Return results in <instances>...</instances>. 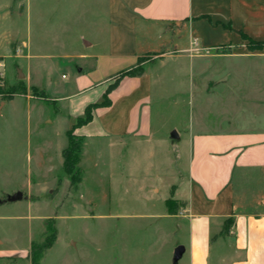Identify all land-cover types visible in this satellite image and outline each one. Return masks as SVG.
<instances>
[{
  "label": "crops",
  "instance_id": "obj_1",
  "mask_svg": "<svg viewBox=\"0 0 264 264\" xmlns=\"http://www.w3.org/2000/svg\"><path fill=\"white\" fill-rule=\"evenodd\" d=\"M61 2L58 11L66 14V0ZM45 3L39 6L33 38L31 6L25 8L23 0H0L1 72L5 60H23L24 78L12 84L20 81L39 88L37 78H49L60 66L55 60L68 59L67 53L59 52L69 44L77 47L79 58L96 61V72L102 62L129 72L141 66L145 56L158 54L142 65L141 75L121 77L108 94L110 105L96 108L92 121L75 129L81 138L108 140L124 150L129 148L128 141L141 149L158 139L146 106L150 100V91L144 90L146 72H173L174 76L192 72L199 77L203 92L220 98V119L212 121L202 115L188 132H177V139L171 137L176 158L187 162V176L183 183L171 185L170 193L185 207L176 215L166 212L164 216L177 222L179 232H186V240L177 245L185 248L183 256L187 255L189 264H210L218 244L230 253L231 264H264V72L258 69L264 49L251 50L247 45L249 41L264 44V0H107L104 36L98 42L79 45L66 38L65 17L59 26L50 23L47 13L53 10ZM25 15L26 26L20 25ZM6 21L11 25L9 39L4 34ZM217 49L222 51L213 53ZM249 59H257V72H242V62ZM78 73L75 92L55 99L68 101L64 108L71 112L69 130L88 106L103 102L115 82H93L81 76L84 69ZM156 83L153 80L152 87ZM14 103L1 98L0 117ZM58 112L57 121L64 110ZM160 140L169 143L167 137ZM64 149L56 150L60 159ZM138 165L134 162L131 167ZM231 218L232 226L221 236ZM228 257L220 256V264H227Z\"/></svg>",
  "mask_w": 264,
  "mask_h": 264
},
{
  "label": "rangeland",
  "instance_id": "obj_2",
  "mask_svg": "<svg viewBox=\"0 0 264 264\" xmlns=\"http://www.w3.org/2000/svg\"><path fill=\"white\" fill-rule=\"evenodd\" d=\"M23 1L25 8L31 6L33 38L39 6L45 1L53 10L47 13L53 26H59L65 17L69 42H98L105 34L107 0H66V14L58 11L61 0ZM27 18L25 15L20 25L26 26ZM3 26L9 39L11 25L6 21ZM81 35L84 40L79 39ZM247 45L251 50L264 49V44ZM78 51L69 44L59 52L67 53L68 59L55 60L60 66L49 78H37L35 84L40 89L20 81L13 85L19 71L26 73L24 61L5 60L2 73L7 81L4 77L0 81V99L14 90L15 103L0 117V200L17 192H22L24 199L0 204V264H32L33 247L38 253L49 243L52 245L43 251L39 264H175L177 242L187 236L178 231L174 219L164 216L168 213L164 200L172 198L171 185L185 181L187 162L176 158L171 136L174 131L188 132L202 115L212 121L220 119L221 100L216 94L211 97L203 92L200 78L192 72L176 76L173 72H146L144 90L150 91L146 106L159 140L141 149L128 141L129 148L124 150L108 140L81 138L75 134L77 127L69 130L71 112L64 108L68 101L56 97L75 92L73 84L80 69H84L81 76L93 82L116 81L126 72L106 62L96 72V61L79 58ZM157 55L145 56L133 71ZM256 60L243 61L242 72H257ZM259 60V72H264V61ZM153 80L157 83L152 87ZM24 95L37 99L27 100ZM60 108L64 112L57 121ZM69 137L73 148L80 146L81 151L79 163L66 174L61 164L63 153L60 159L56 150L68 149ZM163 137L168 138V145L159 142ZM134 162L139 165L131 167ZM225 252L216 245L210 264H220L223 254L229 256L227 264H231L230 253ZM178 264H189L187 255Z\"/></svg>",
  "mask_w": 264,
  "mask_h": 264
},
{
  "label": "trees",
  "instance_id": "obj_3",
  "mask_svg": "<svg viewBox=\"0 0 264 264\" xmlns=\"http://www.w3.org/2000/svg\"><path fill=\"white\" fill-rule=\"evenodd\" d=\"M249 42H253V41H249ZM255 43V42H253ZM257 44H261V43H257ZM142 73V68H140L138 71H129V72H126L124 74H122L121 76L124 77V76H130V77H135V76H138V75H141ZM121 78H119L118 80H116L111 86H109V88L107 89V92L106 94L104 95V100L102 103L100 104H94V105H90L87 107L85 113H84V117H81V118H78L77 120V123L74 125V127H82V126H85L87 124H89L92 119H93V111L96 109V108H99V107H107L110 105V101L108 99V94L110 93V91L112 89H114L115 87H117V85L119 84V81H120ZM3 79L0 78V81H2ZM1 94V93H0ZM15 96V91L14 90H10L8 91V94L7 96L4 97L5 100H12ZM69 136V135H68ZM70 141H71V145L70 147L73 149L72 151L68 149L64 150L63 151V158H64V163H63V166H64V171L66 174H71V168L73 166H75L76 164L79 163V155H80V151H81V147L80 146H75V148H73V143H72V138L69 137ZM78 182H75L74 184L77 185ZM166 207H167V210H168V214L169 215H176L180 212V210L185 207V203L184 202H179V201H176V200H173L172 198L171 199H168L166 201ZM233 219H228L226 221V225L224 226V229L223 231L221 232V236L223 235H226L230 229V227L232 226L233 224ZM219 235H216L214 236L213 240L218 238ZM52 243H49V244H44L43 247L39 250V252L37 253L36 250H35V247H33V253H32V264H39L41 258H42V253L45 249H48L49 247H51Z\"/></svg>",
  "mask_w": 264,
  "mask_h": 264
},
{
  "label": "water",
  "instance_id": "obj_4",
  "mask_svg": "<svg viewBox=\"0 0 264 264\" xmlns=\"http://www.w3.org/2000/svg\"><path fill=\"white\" fill-rule=\"evenodd\" d=\"M19 78L23 79L24 75L22 72H19ZM173 139H177L178 135L177 132L174 131L171 136ZM24 199V194L22 192H17L14 195H6L3 200H0V204H6V203H13L17 201H21ZM185 252V248L183 246H178L176 251H175V256H174V263L178 264L179 260L183 257V254Z\"/></svg>",
  "mask_w": 264,
  "mask_h": 264
},
{
  "label": "built area",
  "instance_id": "obj_5",
  "mask_svg": "<svg viewBox=\"0 0 264 264\" xmlns=\"http://www.w3.org/2000/svg\"><path fill=\"white\" fill-rule=\"evenodd\" d=\"M0 68H1V65H0ZM2 77H4V75H3V73L0 70V78L3 79Z\"/></svg>",
  "mask_w": 264,
  "mask_h": 264
}]
</instances>
